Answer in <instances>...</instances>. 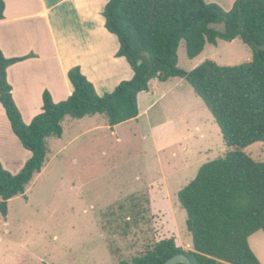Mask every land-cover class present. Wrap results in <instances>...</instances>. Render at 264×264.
I'll use <instances>...</instances> for the list:
<instances>
[{
	"label": "trees",
	"instance_id": "obj_1",
	"mask_svg": "<svg viewBox=\"0 0 264 264\" xmlns=\"http://www.w3.org/2000/svg\"><path fill=\"white\" fill-rule=\"evenodd\" d=\"M4 7L0 0V19ZM103 15L107 30L118 37L117 56L127 59L134 76L99 95L80 67L74 66L68 71L72 94L54 102L44 91L42 111L28 124L7 80V68L28 56L8 58L0 49V103L13 133L31 152L16 173L0 162L1 214L7 216L8 201L25 195L42 171L49 151L46 138L62 136L66 117L105 114L113 127L137 118L138 93L150 89L151 79L180 77L206 104L227 150L224 156L203 163L195 178L178 192L187 213L192 249L178 246L174 237L164 238L120 264H163L177 253H185L194 264H262L248 237L264 232V161L251 157L245 148L264 142V50L257 48L264 43V0H235L230 10L205 0H109ZM211 21H225L226 32L208 29ZM236 37L250 47V61L221 65L206 59L190 71L178 66L182 40L188 58L194 59L206 44Z\"/></svg>",
	"mask_w": 264,
	"mask_h": 264
},
{
	"label": "rangeland",
	"instance_id": "obj_2",
	"mask_svg": "<svg viewBox=\"0 0 264 264\" xmlns=\"http://www.w3.org/2000/svg\"><path fill=\"white\" fill-rule=\"evenodd\" d=\"M177 54L178 66L187 71L206 59L221 65L252 59L239 37L208 43L194 59L182 42ZM154 93L137 120L111 128L105 114L82 121L69 117L61 138H46L42 171L25 195L8 201L6 217L0 212V264H120L169 237L192 249L178 192L227 148L211 112L185 79L171 78ZM0 133L9 142L0 162L16 173L28 158L20 151L29 150L19 139L16 147L3 127ZM245 151L264 161V142ZM248 242L264 264V232L256 231Z\"/></svg>",
	"mask_w": 264,
	"mask_h": 264
},
{
	"label": "crops",
	"instance_id": "obj_3",
	"mask_svg": "<svg viewBox=\"0 0 264 264\" xmlns=\"http://www.w3.org/2000/svg\"><path fill=\"white\" fill-rule=\"evenodd\" d=\"M108 1L4 0L3 18L0 19V49L8 58L28 56L7 68L13 99L25 123H30L42 111L44 91L50 93L54 102L63 101L72 94L74 88L68 71L74 66L80 67L99 95L113 91L121 81L134 76L127 59L117 56L118 37L105 26L103 11ZM205 1L216 3L224 10H230L235 2L229 0L231 6L225 8L221 0ZM23 23L31 24V27L28 29ZM166 81L153 78L149 81L150 89L138 93L139 114L136 120L151 106L148 94L154 95L156 87H162ZM77 120L82 121V118ZM2 127L17 147L18 138L0 103V130ZM1 135L0 160L4 162L9 142L5 145V135ZM24 152L20 151L29 158L31 152ZM26 161L21 162V168Z\"/></svg>",
	"mask_w": 264,
	"mask_h": 264
},
{
	"label": "water",
	"instance_id": "obj_4",
	"mask_svg": "<svg viewBox=\"0 0 264 264\" xmlns=\"http://www.w3.org/2000/svg\"><path fill=\"white\" fill-rule=\"evenodd\" d=\"M207 28L215 30L220 33H225L227 30V25L225 21H211L207 24ZM257 48L259 50H264V43L258 44ZM146 55L149 57L148 52H146ZM142 61H143L142 59H139L138 64H141ZM178 263L194 264L185 253L174 254L173 256L169 257L163 264H178Z\"/></svg>",
	"mask_w": 264,
	"mask_h": 264
}]
</instances>
